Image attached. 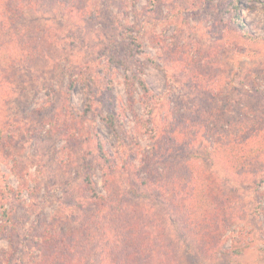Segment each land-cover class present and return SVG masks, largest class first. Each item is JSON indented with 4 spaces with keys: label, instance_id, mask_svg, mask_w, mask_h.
Instances as JSON below:
<instances>
[{
    "label": "rangeland",
    "instance_id": "obj_1",
    "mask_svg": "<svg viewBox=\"0 0 264 264\" xmlns=\"http://www.w3.org/2000/svg\"><path fill=\"white\" fill-rule=\"evenodd\" d=\"M22 25L48 47L3 83L0 224L13 234L0 264H60L44 237L92 222L94 192L151 207L183 264H264V0H40ZM212 120L247 126L245 170L218 153ZM154 159L217 178L225 255L205 258L174 187L149 184Z\"/></svg>",
    "mask_w": 264,
    "mask_h": 264
},
{
    "label": "trees",
    "instance_id": "obj_2",
    "mask_svg": "<svg viewBox=\"0 0 264 264\" xmlns=\"http://www.w3.org/2000/svg\"><path fill=\"white\" fill-rule=\"evenodd\" d=\"M38 6L40 0H0V70L5 72L3 77L0 75V106L7 99L9 92V89L4 90L6 86L3 87V83L9 78L6 72L13 71L18 63L29 62L47 53L46 43L40 41L35 43L25 39L26 33H32L26 25H22L19 30L13 27L24 17L26 9H35ZM132 41L137 43L135 37H132ZM232 124L231 120L217 124L212 120L206 126L209 127L213 145L218 147L216 148L218 153L227 163L234 164L233 166L242 171L247 165L243 158L248 151L241 148L248 139L244 131L247 126L243 122H240V127H237L238 124L232 127ZM11 129L10 122L3 121L0 115V143ZM240 135L244 138H240ZM160 164L159 160H153L149 184L162 190L168 185L174 187L177 193L176 201L174 203L172 201L177 205L174 208L181 212V222L186 225L199 247L198 250L205 258L225 255L227 251L222 240L220 217L221 212L227 215V209L224 190L215 181L217 178L211 172L198 175L199 172L186 162L185 170L183 163H180L179 168L164 164L159 171ZM87 181L88 187L94 189L92 179L87 177ZM92 196L99 205L92 222L71 233L64 230L55 233V229H51V232L45 235L44 252L50 259H55L60 264H86L88 255L96 249L99 251L98 264L184 263L178 249L166 233L165 226L147 204L129 202L127 205L120 203L118 199L106 201L103 197H97L95 192ZM106 207V212L101 211L100 208ZM111 209H114L112 213L109 212ZM124 214L129 218L124 219ZM4 215L7 221H11V216H8L6 210ZM11 229L9 224H0V236L13 234Z\"/></svg>",
    "mask_w": 264,
    "mask_h": 264
}]
</instances>
